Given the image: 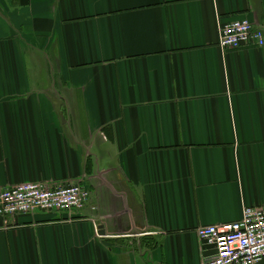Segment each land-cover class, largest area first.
Wrapping results in <instances>:
<instances>
[{
  "label": "crops",
  "instance_id": "crops-1",
  "mask_svg": "<svg viewBox=\"0 0 264 264\" xmlns=\"http://www.w3.org/2000/svg\"><path fill=\"white\" fill-rule=\"evenodd\" d=\"M243 18L264 0H0V187L90 193L0 216V264H200L197 227L264 205V45L218 46Z\"/></svg>",
  "mask_w": 264,
  "mask_h": 264
},
{
  "label": "built area",
  "instance_id": "built-area-1",
  "mask_svg": "<svg viewBox=\"0 0 264 264\" xmlns=\"http://www.w3.org/2000/svg\"><path fill=\"white\" fill-rule=\"evenodd\" d=\"M263 45L262 29L245 18L218 25V46L224 52ZM89 195L81 179L0 187V216L12 218L38 211L74 213L84 208ZM196 235L202 249L200 264L264 262V205L244 206L239 219L199 226Z\"/></svg>",
  "mask_w": 264,
  "mask_h": 264
}]
</instances>
